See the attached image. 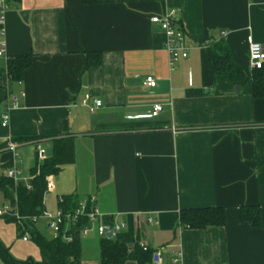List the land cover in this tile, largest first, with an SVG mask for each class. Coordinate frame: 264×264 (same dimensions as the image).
Returning <instances> with one entry per match:
<instances>
[{"label":"crops","instance_id":"0c3cea01","mask_svg":"<svg viewBox=\"0 0 264 264\" xmlns=\"http://www.w3.org/2000/svg\"><path fill=\"white\" fill-rule=\"evenodd\" d=\"M169 11L188 48L171 69L162 31L150 23ZM4 18L0 118L8 114L9 124L0 122V177L15 170L16 183L29 187L35 143L50 158V138L65 123L75 161L50 176L44 210L55 212L60 197L95 196L99 222L122 226L112 240L159 253L151 264H169L175 253L180 264H264V163L257 164L264 161V99L214 96L209 48L227 41L250 76L249 43L264 51V0H20ZM86 53H98L100 64L86 68ZM22 55L31 63L13 82L7 59ZM146 77L154 88L144 86ZM189 90L208 95L187 97ZM85 96L102 106L89 112L80 105ZM156 105L161 111L148 117ZM24 138L31 140L6 148ZM248 205L260 208L258 227L238 218ZM218 207L225 226L178 228L181 210ZM5 224L0 215V240L11 254L15 225ZM88 235L85 242L98 246L100 238Z\"/></svg>","mask_w":264,"mask_h":264},{"label":"trees","instance_id":"16d2710c","mask_svg":"<svg viewBox=\"0 0 264 264\" xmlns=\"http://www.w3.org/2000/svg\"><path fill=\"white\" fill-rule=\"evenodd\" d=\"M10 6L18 4L20 0H6ZM85 4H93L95 0H83ZM211 57V78L214 96H226L235 93V87H239L241 95H248L253 100L264 99V64L258 70H252L250 76L243 74L234 56H232L227 41L220 39L209 45ZM31 55L22 57H10L7 59L6 74L13 82L22 80L23 72L30 66ZM86 68L100 64L98 53H86ZM208 93L203 90H189L187 97L200 98ZM30 138L11 139L13 143L21 144L30 141ZM52 144V155L31 172L33 178L29 183V189L24 185L15 183L7 177H0V193L8 203V209L15 213L10 215L9 211L1 217L6 224L15 225L17 236L28 234L34 246L37 248L40 260L32 258L18 260L14 258L9 249L0 240V263L1 264H82V240L78 238V228L81 223L69 231L72 235V243H65L63 239L46 237V230L42 226L41 217L43 199L45 192L46 176H55L62 167L72 165L75 161L74 139L68 135L67 125H63L61 136L50 138ZM263 160H257L258 166ZM60 200V201H59ZM58 208L63 211L75 210L79 204L77 197H60ZM37 221H33V219ZM238 218L243 223H249L253 227L261 224L260 208L258 206H244L238 211ZM178 228L185 230H204L207 227H223L226 224L225 210L222 207L181 210L178 214ZM98 263L97 264H151L155 251L134 243L131 248L118 240L101 238L98 241Z\"/></svg>","mask_w":264,"mask_h":264},{"label":"built area","instance_id":"2783aa9c","mask_svg":"<svg viewBox=\"0 0 264 264\" xmlns=\"http://www.w3.org/2000/svg\"><path fill=\"white\" fill-rule=\"evenodd\" d=\"M10 4L6 0H0V36L3 37V24H4V15L9 9ZM151 24H157L159 29H161L163 34V47L169 58L168 66L173 68L180 60L187 58L188 48L186 43H184V33L182 28L179 27L176 20V13L174 11H169L163 16H154L150 19ZM5 53L4 42L0 40V57H3ZM248 61L249 67L251 70H258L264 64V51L260 44L250 42L248 45ZM144 86L148 88H154L156 85L153 77H146L143 81ZM80 105L88 109L89 112H94L97 108L101 107L102 104L100 100H91L88 96L82 98ZM161 111V106L156 105L152 108V111L148 117H155L158 112ZM9 115L3 114L0 118L2 128H6L9 124ZM16 147L15 143L9 142L6 146L8 150H12ZM34 150L36 151V162L38 165L37 172L35 175H38L39 165L42 163L45 157V151L41 149L40 142H36L34 145ZM16 171L10 170L7 172L6 177L9 179L15 180ZM45 192L49 193L52 191V183L50 176L44 178ZM29 189V187H27ZM59 200V199H58ZM60 201V200H59ZM96 197L89 196L85 200L79 202L77 208L71 211H63L60 208H57L54 214L42 212L41 217L38 218L42 220L53 238L60 236L65 243H72V235L69 234V231L72 227L82 224V227L78 228V238L84 240L89 233H93L101 238H105L106 233H111V236L116 234L122 226L115 225H105L100 221L101 212L96 207ZM8 212L10 209H5ZM0 211V215L4 214ZM33 221H37L35 218ZM23 242H27L26 238H21ZM145 250L144 247H142ZM156 259L159 258V253L154 254ZM169 264H180V255L175 253V255L170 259Z\"/></svg>","mask_w":264,"mask_h":264},{"label":"rangeland","instance_id":"374dc122","mask_svg":"<svg viewBox=\"0 0 264 264\" xmlns=\"http://www.w3.org/2000/svg\"><path fill=\"white\" fill-rule=\"evenodd\" d=\"M44 201H45V206L43 205L44 208H46V206H48V205L49 206L51 205V202L49 201V199H47V196L45 197ZM7 204L8 203L6 201H4L3 197L0 194V211H2L4 213L5 209H7ZM44 211L47 213H50V214H54L56 212V211L55 212L54 211L49 212L46 210H44ZM5 225H7V224H5ZM7 228L11 229V226L7 225ZM23 237L27 239L26 244L22 243L21 236H17L15 231H13V230H12V234L10 236H7V240H9L8 244H11L10 246H12V248L10 249L11 254L12 255L14 254V255H17L20 257H28L30 255L28 258H32L33 260L36 261V259L39 258V254H37L36 248H35L32 240L29 239L28 234H25ZM46 237H48V238L51 237V233L46 232ZM89 237L90 236L88 235V238ZM88 238L86 236V238L84 240H82V243H81L82 244V252H83L82 264H97L99 253L97 252L96 240H94V242H93L94 244L89 245L85 242L86 239H88ZM33 248H34V250H31ZM32 251H34V253H32ZM26 255H28V256H26Z\"/></svg>","mask_w":264,"mask_h":264},{"label":"water","instance_id":"95a60500","mask_svg":"<svg viewBox=\"0 0 264 264\" xmlns=\"http://www.w3.org/2000/svg\"><path fill=\"white\" fill-rule=\"evenodd\" d=\"M239 91H240V88H239V87H235V93H238ZM9 213H10V215H12V214L15 213V211L12 210V211H10ZM104 237H105L106 239H109V240L112 239V237H111V233H106ZM153 261H156V256H153Z\"/></svg>","mask_w":264,"mask_h":264}]
</instances>
